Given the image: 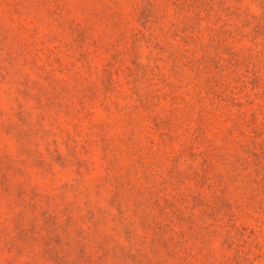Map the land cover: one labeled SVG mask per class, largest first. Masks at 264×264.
Masks as SVG:
<instances>
[{"label":"rangeland","instance_id":"1","mask_svg":"<svg viewBox=\"0 0 264 264\" xmlns=\"http://www.w3.org/2000/svg\"><path fill=\"white\" fill-rule=\"evenodd\" d=\"M0 264H264V0H0Z\"/></svg>","mask_w":264,"mask_h":264}]
</instances>
